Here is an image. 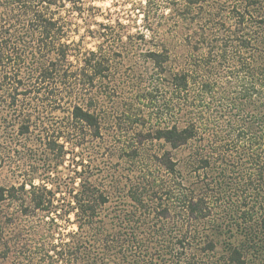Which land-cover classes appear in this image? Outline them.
Segmentation results:
<instances>
[{
    "label": "rangeland",
    "instance_id": "obj_1",
    "mask_svg": "<svg viewBox=\"0 0 264 264\" xmlns=\"http://www.w3.org/2000/svg\"><path fill=\"white\" fill-rule=\"evenodd\" d=\"M47 1L40 16L59 24L41 19L30 42L36 55L29 50L22 71L0 64V190L43 186L65 205L80 182L74 179L89 167L108 187L112 208L120 198L116 183L130 186L146 169L166 179L161 165L168 152L184 176L188 156L208 157L217 168L226 160L244 163L247 136L231 142L239 130L246 133L250 112L264 109L263 0ZM96 63L102 71L90 70ZM181 75H188V89L178 87ZM204 82L212 91L200 95ZM247 91L254 92L251 102ZM76 106L96 116L98 132L73 118ZM191 123L197 134L183 149L156 139L166 127ZM25 125L30 132L21 135ZM17 207L20 200L0 204L12 228L39 230L42 217H55L30 210L29 218L14 222ZM62 209V219L72 221H59L66 235L76 226L69 207ZM173 211L178 219L180 210ZM16 253L0 255V264H17Z\"/></svg>",
    "mask_w": 264,
    "mask_h": 264
},
{
    "label": "trees",
    "instance_id": "obj_2",
    "mask_svg": "<svg viewBox=\"0 0 264 264\" xmlns=\"http://www.w3.org/2000/svg\"><path fill=\"white\" fill-rule=\"evenodd\" d=\"M244 1L251 4L253 0ZM47 3L0 0V64H6L7 70L22 71L32 49L30 42L37 40L35 29L40 27L41 19L52 28L59 24L54 17L40 16V9ZM39 54L43 55L42 51ZM31 55L36 54L31 50ZM156 61L164 60L157 57ZM61 62L65 61L59 60V65ZM57 65H53L55 71ZM102 69L100 63L90 67L91 71ZM261 77L260 98L264 100ZM176 79L179 88H189L188 75ZM211 91L206 82L199 89L200 95ZM253 94L244 97L251 102ZM254 110L249 114L246 133L239 130L237 139L231 142L235 145L247 136V146L243 145L241 153L244 163L226 160L217 168L208 157L188 156L185 162L190 171L184 176L176 170L174 154L168 152L161 165L166 179L146 169L139 171L130 186L121 188L116 183L120 198L112 208L107 207L111 199L108 187L97 182L98 170L89 167L74 179L80 182L77 186L73 183L75 192L65 205L47 187L2 188L0 204L8 200L22 202V207L13 211L17 217L14 222L29 218L30 210L55 217H42L36 224L40 231L37 227L21 228L20 224L12 228L0 209L1 258L8 259L15 250L12 258L17 264H264V109ZM72 116L98 132L95 115L76 106ZM29 132V125L21 127V135ZM196 134V123L182 129L173 125L159 131L156 139L164 140L173 151L183 149ZM56 146L54 141L50 149L56 150ZM63 207L74 214L76 226L66 235L60 232L59 221L66 220L69 225L72 221L62 219ZM175 207L180 210L178 219L171 218ZM14 232L17 236L12 238Z\"/></svg>",
    "mask_w": 264,
    "mask_h": 264
}]
</instances>
